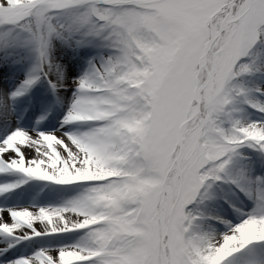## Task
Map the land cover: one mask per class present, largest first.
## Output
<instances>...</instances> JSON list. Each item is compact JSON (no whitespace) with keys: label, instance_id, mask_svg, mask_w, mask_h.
Returning <instances> with one entry per match:
<instances>
[{"label":"snow or ice","instance_id":"1","mask_svg":"<svg viewBox=\"0 0 264 264\" xmlns=\"http://www.w3.org/2000/svg\"><path fill=\"white\" fill-rule=\"evenodd\" d=\"M0 264H264V0H0Z\"/></svg>","mask_w":264,"mask_h":264}]
</instances>
